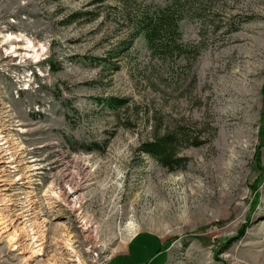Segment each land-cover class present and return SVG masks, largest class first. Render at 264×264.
<instances>
[{"label": "rangeland", "instance_id": "1", "mask_svg": "<svg viewBox=\"0 0 264 264\" xmlns=\"http://www.w3.org/2000/svg\"><path fill=\"white\" fill-rule=\"evenodd\" d=\"M202 2L179 24L196 59L163 62L118 0H0V133L22 164L4 216L27 220L20 246L40 237L0 238V264H264V0ZM177 126L201 144L170 170L141 149Z\"/></svg>", "mask_w": 264, "mask_h": 264}, {"label": "trees", "instance_id": "2", "mask_svg": "<svg viewBox=\"0 0 264 264\" xmlns=\"http://www.w3.org/2000/svg\"><path fill=\"white\" fill-rule=\"evenodd\" d=\"M129 10L134 7V13H125V20L131 23L132 33L143 37L153 58L161 61L183 58L195 60L201 49L197 45L182 42L179 30L180 22L190 15V18H203L207 15L208 4L202 0H172L164 8L152 10L150 7L137 5L136 0H118ZM111 109L125 105V99H102ZM195 139V140H194ZM190 128L177 126L171 129H156L151 141L145 143L144 152L151 155L161 166L173 170L183 167L186 159L180 157L183 148L199 146ZM94 148H91V150Z\"/></svg>", "mask_w": 264, "mask_h": 264}, {"label": "bare ground", "instance_id": "3", "mask_svg": "<svg viewBox=\"0 0 264 264\" xmlns=\"http://www.w3.org/2000/svg\"><path fill=\"white\" fill-rule=\"evenodd\" d=\"M11 39H13V38H10L9 40H11ZM23 40L24 39H22V37H21V38L15 39V41L11 40V41H13L12 44L10 42L11 49H12L11 51L14 53H17L18 56H22V55L24 56V54L22 53V50H24V49L26 50L28 48V46L27 47L24 46L25 48L22 46ZM27 50L29 51V49H27ZM18 52H20V53H18ZM31 56L35 57V56H37V54L34 53ZM19 158H20V152L11 147V143H9V139L7 136L0 133V163H2L3 165H9L8 166L9 168H5L6 166H3L0 169V238L6 239L8 245L12 246L13 249L21 248L20 253H23L26 250H28V248L31 246H34V245L38 246L39 244H37V243H38V241H40V237L36 232L33 231L34 229L29 230L27 233V237L24 240V242L28 240L29 243L31 244V246H28V248L25 247V245H24V247L20 246V245H22L23 240L21 241V238L20 239L18 238L17 231H19V229H24L25 226H27V220L23 219L21 217L11 219V218H8L7 216H4L5 211H6V206L4 204V202H5L4 201L5 200V191H6L7 187L10 185L8 182L9 181L8 176H10V174H12L13 172H17L20 170V165H22V164L20 163ZM31 167H33V166H28L29 169H31ZM33 169H35V168H33ZM22 175L23 174H21V172H20V174L17 176V178H15V180L24 179V177H22ZM26 182H29L27 180V177H26ZM70 182H71V179H69V178H65L63 181L60 182L61 198L59 201L62 203L63 202L67 203V204L72 203L73 207L77 208V210H75V209L74 210L78 211L80 209L79 204H80L81 198H82V193H81L82 185L80 183L74 184V183H70ZM54 204H56L55 200H54ZM16 217H17V215H16ZM86 227L87 226L84 225V228H86Z\"/></svg>", "mask_w": 264, "mask_h": 264}, {"label": "crops", "instance_id": "4", "mask_svg": "<svg viewBox=\"0 0 264 264\" xmlns=\"http://www.w3.org/2000/svg\"><path fill=\"white\" fill-rule=\"evenodd\" d=\"M135 241V240H134ZM133 242V241H132Z\"/></svg>", "mask_w": 264, "mask_h": 264}]
</instances>
